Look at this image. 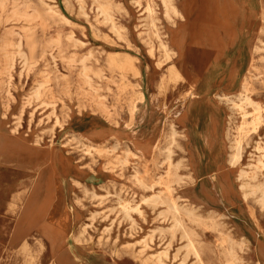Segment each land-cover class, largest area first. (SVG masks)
Listing matches in <instances>:
<instances>
[{"label":"rangeland","instance_id":"rangeland-1","mask_svg":"<svg viewBox=\"0 0 264 264\" xmlns=\"http://www.w3.org/2000/svg\"><path fill=\"white\" fill-rule=\"evenodd\" d=\"M96 1L110 6L115 29ZM176 6L174 23L155 6L154 28L145 0H0V40L22 24L13 10L38 13L37 39L58 38L61 51L41 66L50 75L42 98L54 96L53 109L25 105L40 71L33 76L18 59L3 79L0 264H196L193 250L203 264H227L230 252L241 264H264V172L253 168L264 154V123L256 133L257 112L247 107L243 124L236 107L244 80L264 118V0ZM160 39L171 50L166 59ZM81 65L99 87L96 100L82 90ZM132 141L149 148L134 150ZM9 172L22 175L9 180ZM27 200L35 221L18 234Z\"/></svg>","mask_w":264,"mask_h":264},{"label":"bare ground","instance_id":"bare-ground-1","mask_svg":"<svg viewBox=\"0 0 264 264\" xmlns=\"http://www.w3.org/2000/svg\"><path fill=\"white\" fill-rule=\"evenodd\" d=\"M43 1V0H41ZM68 1V0H67ZM76 1V0H75ZM64 2V1H63ZM97 2V1H96ZM44 3V2H43ZM47 3V2H46ZM71 5V2H69ZM78 3V2H77ZM98 3V2H97ZM60 4V3H59ZM68 4V3H67ZM68 5V6H70ZM86 5V4H85ZM48 6V5H47ZM50 6V5H49ZM155 6H160V9L162 11V15L163 18L166 19V21L169 22H173L176 19H180L181 20V14L178 11V6H176V0H145V11L147 13V16H149L150 18V23L151 25L155 28V24L153 23L155 20ZM62 8V7H61ZM71 8H73L71 6ZM98 9V13L101 16V21L104 24H108V26L112 29H115L117 27L116 24V20L112 15V10L110 8V6L107 3H98L97 7ZM80 9V7H79ZM26 10V9H25ZM125 10V9H124ZM48 13H46L48 16H55L59 21L63 22L64 24L69 23L70 21L64 17H62L56 9H52V8H48ZM71 11H73L71 9ZM41 15V14H40ZM86 15V14H85ZM88 15V14H87ZM12 16H18L17 19L21 18L22 20V24L20 25V27L18 28V32H16L14 29H11L9 31L6 32V35L3 36L1 38V42H0V90L3 84V79H11V70L12 67L14 66V64L16 63V61L19 59L20 62L22 63L23 67L25 68V70L27 72L32 71V75L34 76L35 72L40 71L41 74V79L39 80H34L35 85H33L34 87V92L30 97H27V101L25 102V105L28 106V104L31 103V101L33 100H38V102L36 104L39 105H49L53 107L54 104V96H52L50 98V100H45L43 99V95L45 94L46 91H49V82H50V75L49 72L46 71L45 68H41V66L43 67H47L48 66V62L50 59H54V55H53V49L54 48H58V51L61 52L59 50V40L58 38H54L53 40H51V42H42L39 41L37 39V36L35 35V25H33V21L35 18L39 17L38 13H33V14H28L26 12H22L20 10H13V15ZM147 18V17H146ZM44 20V19H43ZM138 20V19H137ZM144 20V19H143ZM69 25V24H68ZM172 25V24H171ZM117 30V29H116ZM156 30V29H155ZM71 34H73L72 31L69 32V36L67 37L69 40H71L73 37H71ZM139 34V33H138ZM10 35V36H8ZM108 35V34H107ZM128 35V34H127ZM157 35V34H156ZM109 36V35H108ZM158 37V35H157ZM127 38V37H126ZM75 39V38H74ZM112 39V38H111ZM123 40V38H122ZM132 45V44H130ZM127 46V45H126ZM133 46V45H132ZM159 46L161 49V53L162 55H164V58H168L170 57V52L171 50L164 44V42L162 41V39H160L159 42ZM135 48V47H134ZM151 52V50H150ZM138 53V51H137ZM117 53H112L111 55H116ZM85 56V55H84ZM125 60H130V57L128 55H124ZM62 60V59H61ZM73 61V60H72ZM55 63V62H54ZM120 66V65H119ZM80 78H81V84H82V90L84 91V94L90 95L91 98H93L94 100H96L97 98H99L98 92H99V87H97L94 84L93 79L91 78V76L87 73V69H86V65H81L80 68ZM248 71V70H247ZM169 76H175V71L173 68H169L167 70ZM216 72V71H215ZM21 75V74H20ZM65 75V74H64ZM176 77H178L176 75ZM241 92L239 95V101L240 104H236V107L238 108L241 117L243 119V124H246V116L249 114L247 107H251L252 110L257 112V115L253 118L254 119V126L252 128L253 131H255L256 133L259 132L260 127H262V124L264 123V118L261 117V115L258 113L259 110H261V107L256 104L255 102L252 101L251 97L249 96L248 92H249V87L247 86V83L242 80L241 83ZM7 92V91H6ZM52 95V94H51ZM168 94L166 93L165 95V99H167ZM142 94L140 95L139 99H143L142 98ZM108 101V100H107ZM100 103V102H98ZM116 104V103H115ZM102 106V104H101ZM35 105L31 107L30 112L28 114L29 116V120L27 121L28 124V128L30 126V121L32 119V115L35 113ZM51 109V110H52ZM133 110V107L132 109ZM70 111V110H69ZM79 112V111H78ZM35 115V114H34ZM40 115V114H38ZM5 116V115H4ZM41 116V115H40ZM39 116V117H40ZM69 117V116H68ZM264 117V116H263ZM92 118V117H91ZM98 118V117H97ZM12 119V118H11ZM40 119V118H39ZM38 119V122L40 121ZM94 119V118H93ZM99 119V118H98ZM97 119V121H98ZM103 119V118H102ZM94 121V120H93ZM96 122V121H94ZM99 122H104L105 121H100ZM171 122V121H170ZM54 123L59 124L56 120V118H54ZM153 123V122H152ZM155 123V122H154ZM89 125H92L89 124ZM88 126V125H87ZM107 126V125H106ZM155 126V125H154ZM90 127V126H89ZM93 127V126H91ZM27 128V130H28ZM83 128V127H82ZM106 128V127H105ZM114 130L117 132L119 127V122H114ZM54 129V127H53ZM60 129V128H59ZM85 129V127H84ZM15 130V129H14ZM81 130V129H80ZM91 130V129H90ZM104 130V129H103ZM29 131H33V129H29ZM86 131V130H85ZM78 132V131H77ZM170 137L171 140L175 141V138L173 137L176 132L173 128L170 129ZM12 133V132H11ZM79 133V132H78ZM86 133V132H84ZM93 133V132H92ZM102 133V132H101ZM146 133V132H145ZM38 134H40V132H37V134L32 135V141L34 143H37V138H39ZM54 134V133H53ZM88 134V133H87ZM107 134V133H105ZM179 134V133H178ZM41 135V134H40ZM69 135V134H68ZM71 135V134H70ZM84 136V135H83ZM146 136V135H145ZM148 136V135H147ZM74 137V136H73ZM106 137V136H105ZM111 137V136H110ZM149 137V136H148ZM75 138V137H74ZM96 138V137H95ZM99 138V137H98ZM115 139V143L119 144V138L118 136H114L113 137ZM121 138V137H120ZM107 139V138H106ZM125 139V138H124ZM152 139V138H151ZM92 140V139H91ZM157 140V139H155ZM65 145V144H64ZM67 145V143H66ZM131 145L133 147V149H138L140 148V150L142 152H146L149 148L148 143H144L141 144L138 142H131ZM179 145V144H177ZM180 146V145H179ZM156 147V146H155ZM154 147V148H155ZM169 147V146H168ZM183 147V146H182ZM168 149V148H167ZM166 149V150H167ZM183 150V149H182ZM239 150V145L236 146V150H235V154L233 156V160H237L239 158V154L240 152H238ZM219 155V154H218ZM12 161V160H11ZM171 161V160H170ZM103 164V163H102ZM79 168V167H78ZM257 170H261L264 172V154L261 153V155L257 158L256 164H254V167ZM104 171V170H103ZM93 173V172H92ZM7 175L6 178L9 180H17L21 177L22 174H18V173H14V172H9L6 173ZM104 174V173H103ZM15 175V176H14ZM97 175V174H96ZM4 176V177H5ZM78 176V175H77ZM3 177V178H4ZM107 177V176H106ZM199 177V176H198ZM202 177V176H201ZM80 178V177H79ZM93 178V177H92ZM91 178V179H92ZM83 179V178H82ZM90 179V180H91ZM74 180V179H73ZM103 180V179H102ZM136 182H138V184H143V181L140 178H136L135 179ZM75 182V181H74ZM93 182V180H92ZM100 182V181H99ZM76 183V182H75ZM80 186V185H78ZM1 188H5V185L0 186ZM12 187H15L14 189L17 191L19 187V185H12ZM85 189V188H84ZM23 192H19V194H17L15 196L14 199V205H16V203H21L22 197H23ZM30 202V201H29ZM28 202V200L24 203V207H23V211L24 215H20L21 218V226L18 230V234H22L26 228L32 226L35 214L33 211V206H30V203ZM77 202V201H76ZM26 205V206H25ZM129 208L128 204L123 205V209L125 211H127ZM174 212H177L178 209L175 206L174 203H172L170 205V207ZM10 211V209H8ZM7 210V211H8ZM15 208L11 209V211H14ZM134 210L137 211V207L134 208ZM127 213V212H126ZM13 215V214H12ZM22 216V217H21ZM35 221V220H34ZM175 224H179V220L176 219L175 220ZM19 239H12V242L16 243ZM93 245V244H92ZM95 246V245H93ZM65 254L67 255V257H69L70 261L73 262L71 256L68 254L67 249H65ZM193 255L194 258L196 260V264H203L202 259H201V255L198 251L193 250ZM231 255V260H229V262L227 264H241L239 257L235 256L233 254V252H230ZM16 259V258H15ZM14 259V260H15ZM259 264V263H256Z\"/></svg>","mask_w":264,"mask_h":264}]
</instances>
